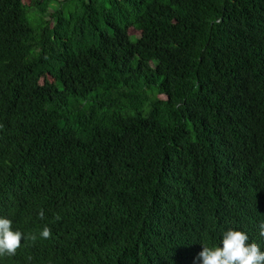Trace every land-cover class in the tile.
I'll list each match as a JSON object with an SVG mask.
<instances>
[{
    "label": "trees",
    "instance_id": "1",
    "mask_svg": "<svg viewBox=\"0 0 264 264\" xmlns=\"http://www.w3.org/2000/svg\"><path fill=\"white\" fill-rule=\"evenodd\" d=\"M0 217V264L264 251V0H0Z\"/></svg>",
    "mask_w": 264,
    "mask_h": 264
},
{
    "label": "clouds",
    "instance_id": "2",
    "mask_svg": "<svg viewBox=\"0 0 264 264\" xmlns=\"http://www.w3.org/2000/svg\"><path fill=\"white\" fill-rule=\"evenodd\" d=\"M40 219H44V212L38 213ZM60 219L59 214L55 217ZM12 220L0 217V257L14 256L21 246V240L35 242L37 234H23L19 230L12 229ZM259 236L264 238V221L259 226ZM40 239H50L51 230L45 226L39 232ZM250 237L242 230L228 229L222 234L221 245L209 248L203 244L196 258V264H264V251L256 242L249 243Z\"/></svg>",
    "mask_w": 264,
    "mask_h": 264
},
{
    "label": "rangeland",
    "instance_id": "3",
    "mask_svg": "<svg viewBox=\"0 0 264 264\" xmlns=\"http://www.w3.org/2000/svg\"><path fill=\"white\" fill-rule=\"evenodd\" d=\"M20 1H21L22 4H24L26 6V8L28 10L33 9L35 7V5L37 4V0H20ZM126 32H127L128 36H129V39L131 41H133L134 38H135V36H136V34H137V32L135 30H133V28H131V27L128 28ZM147 63L148 64H152L153 62L152 61H149ZM148 64H142L141 67L146 72L150 73V68H149V65ZM48 80H50L49 77H48ZM155 97H162V95H156Z\"/></svg>",
    "mask_w": 264,
    "mask_h": 264
}]
</instances>
